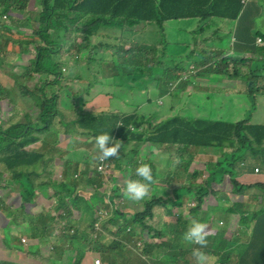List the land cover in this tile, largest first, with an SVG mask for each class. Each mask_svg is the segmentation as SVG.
I'll return each mask as SVG.
<instances>
[{
	"label": "trees",
	"instance_id": "obj_1",
	"mask_svg": "<svg viewBox=\"0 0 264 264\" xmlns=\"http://www.w3.org/2000/svg\"><path fill=\"white\" fill-rule=\"evenodd\" d=\"M25 1L0 0V20L3 15H10L12 10L15 11V16L18 15L16 11L22 3L20 12L24 18L28 17L35 26L43 24L45 30L40 31L39 35L44 42L36 41V52H28L30 69L37 71L40 67L43 75L60 76L61 66L55 60L56 52L47 47L49 38L55 31L59 35L68 34L70 29L67 23L76 22L79 16L87 19V23L76 30L82 33L84 42L96 31L109 30L123 38V35L135 26L150 25L156 28L157 42L154 40L145 42L147 45L136 44L120 51L115 65L121 76L125 70L137 67L153 70L156 66H161L159 56H156V44L160 42L165 45L167 34L178 36L173 30L174 21L178 26L184 22L197 25L205 22L198 29L199 40L193 42L199 55L195 62L196 69H202L209 77L218 76L227 81L240 74L245 81L244 94L252 104L256 96L264 94V35L256 28L259 19L253 17V9L256 6L253 0H43L41 13L33 15L29 14L31 11L25 15ZM239 16L240 32L244 36L240 44V55L223 57L225 51L209 45L210 40L202 35L209 24H212V34L222 41L224 37L220 31V21L234 22ZM9 23L0 25V73L5 68L19 65L17 63L23 59L25 49L20 43V38L23 32L31 31L30 28L26 31L17 30ZM152 31L154 33V30ZM256 36L262 41L259 45H256ZM51 43L57 45L55 42ZM81 45H77V48L80 49ZM9 46L14 48V51L7 50ZM230 49L231 47L228 50ZM237 63L246 65L247 69L243 70H248V73L227 70L229 64H232L234 69ZM176 67L165 71L167 80L172 83L184 72L180 64ZM236 69L240 70V67ZM49 87L50 85L46 84L40 94L27 88L26 91L33 97L34 106L22 109L19 113L14 103L8 99V88L0 87V112L10 110L16 115L0 124V168L6 170V173H0V177H10V183L21 187L19 196L24 211L27 204L33 206L38 193L45 197L50 206L45 213L29 218L33 239L43 240L55 235L66 237L75 251L74 264L96 263L99 258L91 263L92 251H98L101 255L108 253V250L91 238L97 206L103 198L98 200L87 197L83 192V183L71 180L75 178V174H79L90 188H98L102 185L101 175L92 174L88 163L81 169L79 163L44 151L50 148L54 135H58L60 141L68 140L71 144L82 143V138L93 146L96 144V135L107 132L112 140L120 145L143 140L145 151L152 148L156 152L168 154L174 168L168 170L160 179H164L165 186H168L177 198V203L175 204L176 199L172 197L171 207L168 208L166 198H157L152 194L158 181L156 167L151 161L153 156H145L146 161L140 156H135L129 161L128 180L141 179L135 174L136 167L142 163L149 164L153 179L149 183L148 193L139 201L129 199L127 208L132 213L127 216L117 213L112 215L104 224V232L119 236L124 235L129 227L131 233L128 234L127 241H142L143 252L157 258L155 264H166V261L169 264H177L180 256L182 264H189L184 261V245L188 244V241L183 239V243H180V236L191 224L189 221L195 218L206 225V236H210L211 242L204 248L194 243H191V247L203 249L205 254L215 258L214 264H264V245H259L261 241L264 242V205L251 210L249 200L240 199V194L249 187L262 189L256 185L240 187L237 182L240 166L235 167L237 162L240 164L248 159H264V126L250 124L251 113L241 121L226 123L209 121L203 117L195 118L188 112L187 116L162 121L145 136L143 131L138 130L143 122L141 115L134 113L121 117L116 112H99L92 107L84 110L61 109L58 107L56 95L48 92ZM130 126L135 128L134 132L130 130ZM40 140L43 141L41 151L28 149ZM209 149H215L214 161L209 158L212 155ZM199 154L204 158L197 159ZM191 164L195 165L193 169L190 168ZM201 175L205 177L203 182L200 180ZM227 176L230 185L225 181ZM67 180L70 181L66 182ZM226 186L230 187L227 195H232L234 200L222 203L221 206L218 193ZM112 189L114 201L119 202L124 198L125 186L121 188L114 184ZM188 195H191V201H188L184 208L180 200ZM258 195L262 197L261 191H258L255 201ZM206 203L207 208L203 210L202 205ZM178 205L179 209L174 213L173 208ZM221 207L229 217L237 218L239 235L251 229L253 239L245 246L239 247L237 252L230 250L229 245L239 242V239L232 238L229 231L224 229L212 230L213 218L207 217L209 214L205 213ZM231 222L235 224L233 218ZM164 239L166 241H163ZM179 247L183 250L182 254L178 251ZM123 248L124 246L120 245L114 251L120 252ZM56 251L63 257V250L56 248ZM190 253L192 254V251ZM195 262L198 263L197 260ZM44 263L48 264L49 258L46 257Z\"/></svg>",
	"mask_w": 264,
	"mask_h": 264
},
{
	"label": "crops",
	"instance_id": "obj_2",
	"mask_svg": "<svg viewBox=\"0 0 264 264\" xmlns=\"http://www.w3.org/2000/svg\"><path fill=\"white\" fill-rule=\"evenodd\" d=\"M31 0H27V3L25 4L26 7L24 8L25 15H28L30 11H36L37 8H31L27 7V4ZM22 9V3L18 5L16 13L18 15L15 16V11L12 10L10 12V15L14 17L16 20L10 22L9 24L20 31H25L27 28H23L29 23L24 18L23 13H21ZM217 20H215L216 22ZM250 21V19H249ZM240 23L241 18L240 16L238 19H236L234 22L229 21H220V31L222 32L223 39H229L230 42L226 44V46L231 47L230 50L226 51L225 48H222V44L219 45V43H214L213 40L216 38L211 30L210 27L212 24H209V27L207 30L203 33L202 37L209 39V45L219 47L225 51V53L229 52L231 53L228 57H232L236 54L240 55V44L241 41L244 40V36L242 32H240ZM205 22L201 23L200 25L193 24L192 22H184L181 25L174 24L173 30L178 34L176 37L175 35L166 37V44L162 45L164 49H166L168 54H174L175 52L181 49V51L184 53L187 52L186 56L188 60L196 61L199 59V55H197L196 50L194 48V40H199L200 33L198 32V29L203 26ZM138 26L137 30L142 27ZM228 34V36H227ZM145 39L139 40L136 43L138 44H144L147 45L144 41ZM157 42V38L155 39ZM246 40V39H245ZM160 43V42H159ZM235 43V44H234ZM128 49V48H125ZM164 49L162 50V53L164 52ZM175 50V52H174ZM158 48L156 52V56L161 57V59L164 61L162 56L158 53ZM181 51L179 53H181ZM193 54V55H192ZM183 57H181V61ZM63 62H67L68 59L63 56L62 57ZM156 58H154L155 62ZM160 60V58H159ZM27 65V61L24 63H21L20 66ZM164 64H162L161 68H163ZM177 68V67H176ZM114 65L113 60H111V63L102 65L99 69V73L96 71L94 73L95 76H99V80H94V89H93V96L88 97L86 93H84V87L82 85V79L84 76L83 70L79 69V66L73 67V69L69 73H61L60 74V82L57 86H54L53 83H51V88L56 90V92L59 94V102L58 105L61 109L65 110H82L83 108L80 107V102L76 101L75 99L78 97L82 98H88V107H92L99 111H116L120 113L121 115H128L133 112H136L138 114H141L144 121V129L146 132H151L157 124L162 122V120L156 124H152L149 120V117L141 111V105L135 104L133 100L134 93H145L146 96H148L149 91L145 88L146 84L151 82L150 76H148L147 71L141 70V69H133V70H125L123 73V76H121L118 71L115 69L117 80L115 81L111 79L115 73H114ZM175 69V68H174ZM184 71V70H183ZM233 71V70H232ZM238 72H247V70H238ZM103 76L108 78V80H103ZM233 78V77H232ZM162 79H156L153 82V85L149 87V89L152 86L156 87V91H158V83L163 84L162 89H168V83L169 80H165L162 83ZM222 78L218 76L209 77L208 73L205 71L202 72V69L198 71L197 74L194 76L191 75L189 80L187 81L185 88L186 91L183 89V83H181L177 89L174 92H171L169 95L171 97V103H174L175 101L178 102L176 105L177 107L180 105H185L189 109H192V113L195 116V118H206L209 121H220V122H226V123H236L238 120L235 121H226V118L223 117V114L225 111H222L224 109V104L230 103L231 107L230 109H238L240 108V105L245 104V97H247L244 94L245 90V84L240 85V74L234 77V79L230 80L232 83L237 84L236 88L232 89H225L221 84ZM52 78L49 76L45 77V82L47 83ZM192 83V84H191ZM108 85L109 89L102 90L100 86L102 85ZM161 89V90H162ZM72 91L73 92V100L69 101L68 96L64 95L65 91ZM40 94V93H36ZM120 95H123V97H119ZM187 97V99H186ZM184 100V101H182ZM175 104H172V108L175 109ZM19 109H25L27 107H23L19 104ZM173 109V110H174ZM188 109V110H189ZM9 116L7 111L0 112V124L2 122V119H5ZM53 138V137H52ZM83 142L82 143H76L71 144L68 142V140H62L60 141L61 145V152L58 154H55V151L53 149V146L51 145L50 148H46L44 151L47 153H50L54 156L63 158L64 160L73 162V163H79L84 164L86 161H90L91 163V171L93 167L92 161L97 158L98 151L97 146L95 145H89L85 142L84 139L80 138ZM114 144H118L115 142ZM134 144L136 147L134 150L127 149L125 150V147ZM137 147H140L142 151L144 150V143H130L126 142L123 145H120V150H123V154L130 156L131 153H134V155L130 158L124 159L123 163L121 164V168H115L111 170L112 176L108 175V181L109 184L113 186L116 185L118 182L119 184L124 182L125 177L127 176V169H128V163L131 159H133L135 156H140L141 151L137 150ZM30 150L34 151H41V145L40 143L32 144L28 147ZM210 152H214L213 149H209ZM160 152V151H159ZM121 153V152H120ZM154 155H158V152H156ZM100 156L98 157L97 161L94 163V166L97 164ZM207 160V158H205ZM239 171L240 176L239 180L241 179L245 184L250 185H256L259 188L263 189L261 186L264 187V159H248L246 161H243L241 164H239ZM254 168H259L258 173H254ZM82 169V168H81ZM78 175L77 181H81L83 183V192L87 197L95 198L94 196H91L90 192L93 189V187L90 188V186L82 181L81 176L79 174H75L74 176ZM120 175H123L124 178H121ZM73 178H71L72 180ZM158 181L156 183L155 188L152 190V194L154 195L156 190L160 188V190H164L165 192L170 193L168 186L166 185V182L164 179L158 178ZM3 184L5 186H3ZM8 180L1 181L0 186L3 187V189L0 188V194L1 191H7L5 195L13 196L16 198V196L20 195V192H14L13 187H18L21 191V187L19 185H13L8 186ZM250 188V187H249ZM7 189V190H6ZM9 192H13L11 194H8ZM3 195L0 197V264H45L44 260L45 258H49L48 264H62V260L64 257L60 255L58 251H56V248H60L61 250H66L68 247H71L69 243L62 244L60 246H50L49 243H51L53 240H55V236L48 237L46 239L41 240L40 242L37 240H33L32 237V230L31 226L29 224V218L36 216V214L32 212H25L21 206L18 208L14 207V204L16 201L8 202V197ZM5 197L7 199H5ZM163 198V195L161 196ZM171 197H174L176 199L175 204L177 203V198L173 195ZM41 198V201H40ZM244 198V197H241ZM97 199V198H96ZM191 195L184 196L180 202L188 203L190 201ZM257 201H255L256 207H260L261 205H264V198H262L260 195L256 198ZM12 199H10L11 201ZM99 200V199H98ZM221 202V201H220ZM42 204V210L38 214L45 213L46 209L49 208V204L46 202L45 197L42 196L41 193L37 194V198L34 200L33 206H37L39 204ZM258 204V205H257ZM102 201L100 200L98 204V208L101 207ZM179 208L178 206L174 207ZM98 210V209H97ZM174 211V209H173ZM126 214H131V210L127 208L125 211ZM173 215V214H172ZM176 216V215H173ZM224 220L226 223L232 226H234V222L232 221V218L227 216ZM203 223V221H202ZM227 224V225H228ZM169 225V224H168ZM127 237L125 235H111L109 233L104 232V235H101L98 237L99 245L103 247L104 249L108 250V253L106 255L99 256L101 259V264H154L152 261H147V263H143L142 259L139 261V258L136 254L132 252V250L126 248L125 244H128L130 241H127ZM106 239L109 241V243H104V240ZM25 240L27 243H22V241ZM163 241H166L165 239ZM157 243V241H155ZM240 245V241L238 242ZM247 242L241 243L240 247L245 246ZM115 244H121L124 246L122 251L117 252L114 251ZM238 245V246H239ZM259 245H264V242L261 241ZM207 246V245H204ZM204 246H201V248H204ZM191 247V244L190 246ZM72 248V247H71ZM181 249V248H179ZM131 252L130 254L128 253ZM192 251V249H191ZM93 253L90 254V260L91 263L96 259L94 258V254L98 253V251H92ZM182 254V252H180ZM145 257L150 255H145ZM97 257V258H99ZM122 257L126 258V261L122 262ZM151 257V256H150ZM166 258H168L166 256ZM165 259V258H164ZM166 261V260H165ZM73 264L75 263L74 258H68L66 263L64 264ZM179 264L181 263V256L179 257ZM166 264H169L166 261Z\"/></svg>",
	"mask_w": 264,
	"mask_h": 264
},
{
	"label": "rangeland",
	"instance_id": "obj_3",
	"mask_svg": "<svg viewBox=\"0 0 264 264\" xmlns=\"http://www.w3.org/2000/svg\"><path fill=\"white\" fill-rule=\"evenodd\" d=\"M25 1V0H23ZM256 3L255 8L253 9V17H256L257 19V23H256V28L257 30H260V32L264 35V1L263 0H253ZM27 2V1H25ZM43 0H31L29 1V3L27 4V7H31V8H37V13H41V10L43 8L42 5ZM53 4V1H52ZM34 13H36L35 9L34 12L31 11L29 14L33 15ZM27 21H28V25H26L23 28H30L31 31L28 32H23L22 33V37L20 38V43L24 46V55H23V59H20L18 61L17 66H14L12 68H5L4 71L2 73H0V87H7L9 90L8 93V99L10 101H12L14 103L15 109L17 110V112L19 113L21 109H19V104L22 105L23 107H33L34 106V100L33 97L30 93H28L26 91L27 88H29L30 90L34 91L35 93H39L40 90L46 85H50L51 87V83H53L54 86H57L58 83L60 82V76L58 77H50L52 78V80H50L47 83L45 82V77L46 75H43L40 72V67L38 68L39 70L35 71L30 69L29 66L27 65H22L20 66L21 63H24L25 61H27L28 63V52L31 51L33 53L36 52V50L38 49L37 46V42H44V39L39 35L40 31L45 30V28L43 27V24L39 23L37 26L34 25V22L32 20H30L28 17H26ZM16 20L14 17L7 15V20L5 22H3V24H8L10 21H14ZM251 21V19H250ZM249 21V23H250ZM87 23V19L84 16H79L76 22H68V26L70 29V32L68 34H63V35H59L56 31L53 32V34L50 36L49 38V44L47 45L48 49H50L52 52H56L55 55V60L60 64V66L62 67V73H69L73 67H77L79 66L80 70H83L84 72V76L82 79V85L84 87V93L87 94L88 97H92L93 96V89H94V80H99L100 77L99 76H95L94 73L97 71L99 73V69L102 65L111 63V60H113V65L114 62L118 61L119 58V53L122 50H127L125 48H132L134 47L137 43V41L145 39L144 41L146 43H150L152 41H154L156 39L157 34H155V30L156 28L154 26H150V25H144L140 28V30H137L138 26H135L131 29V31L129 33H126L123 35V38H121L120 36H118L115 32L114 34L109 31V30H102V31H96L93 33V36L90 37L86 42H84V40L82 39V33H80L79 31H76L80 28V26L82 27L84 24ZM174 24L175 21H174ZM253 25V24H252ZM254 27V25H253ZM255 28V27H254ZM72 30V31H71ZM154 30V33L153 31ZM26 31V30H25ZM256 40V39H255ZM37 41V42H36ZM230 40L228 39H223L222 41H220V39H214L213 42L214 43H219V45L222 44V48L226 51H228L229 46H226V44L229 42ZM51 42H55L57 45L52 44ZM29 43V44H28ZM82 44V45H81ZM261 44V43H260ZM77 45H81L80 49L77 48ZM156 47L158 48V53L162 56V58L164 59V61L160 58L161 62L164 64L163 68L156 66L155 69H153L149 76L150 78L154 79H162V83L167 79L165 71L166 69L172 68H176L177 64L180 63L181 68H184V73H189V75L191 74V69H195L194 67V63L196 61H192V60H188L187 59V52L185 51L184 53L181 51V49H179L176 53L174 50V54H168L166 49L163 48L161 43L156 44ZM195 48V46H194ZM9 51H14V48L12 47H8L6 48ZM164 49V52L162 53V50ZM181 51V53H179ZM231 53L227 52L225 55H223V57L229 56ZM65 56L68 61L65 63L62 60V57ZM181 57H183V61H181ZM198 60V59H197ZM29 64V63H28ZM240 67V70L243 69H247V66H242L240 65V63H237L236 66L234 67V69L232 68V64H229L227 67L228 71H232V70H236L238 71L236 68ZM114 73L115 75L111 78L115 81L117 80V76H116V72L114 69ZM248 73V70H247ZM189 78L188 75H186L182 80L178 81V86L183 83V89L184 91H186V80ZM103 80H108V78L103 76ZM245 81L244 79H242V77L240 76V85L244 84ZM220 84L225 87V89L229 90L232 88H235L236 84L232 83L231 81H227V80H221ZM164 85V83L162 84ZM49 87V88H50ZM100 88L102 90H106L109 89L108 85H102L100 86ZM162 89V88H161ZM156 91V87L152 86L150 88L149 94L148 96H146L145 93H134L133 95V100L135 102V104H139L141 105V111L143 113H145L148 117L149 120L152 124H156L158 122L165 121L169 118L172 117H182V116H187L188 112L192 113V109L186 107L185 105H180L177 107V103L178 102H174L171 103V97L168 94L169 90L168 89H162V90ZM48 92L50 94H55L57 97V101L59 102V94L56 92V90H54L53 88H51L50 90L48 89ZM172 92V91H171ZM64 95L68 96V100L72 101L73 100V92L68 90L65 91ZM257 95V93H256ZM119 97H123V95H120ZM187 99V97H186ZM246 101L245 104L242 106L240 105V108L238 109H230L231 105L230 103H226L224 104V109L222 111H225V113L223 114V117L226 118V121H241L243 120L249 113H251V119H250V124L252 125H262L264 126V94H260L259 96H256V100L254 101V104L251 103V100H249L247 97H245ZM76 101L80 102V107L83 108L82 110H84L85 108L88 107L87 103H88V98H82V97H78L75 99ZM184 101V100H182ZM172 104H175V109L172 108ZM59 107V105H58ZM60 108V107H59ZM174 109V110H173ZM189 109V110H188ZM256 109V110H255ZM9 116L5 119H2L7 121L9 119H11L12 117L16 116L15 113L13 111L8 110L7 111ZM2 123V122H1ZM161 123V122H160ZM159 123V124H160ZM41 125H43L41 123ZM158 125V124H157ZM59 136L58 135H54V137L51 139L52 142V146L53 149L55 151V154H58L59 152H61V143H60ZM41 148L43 146V141L40 140L39 141ZM135 145L131 144L127 147H125V150L129 149L130 150H134L135 149ZM30 150V149H29ZM138 151H141L140 155L142 157V160L146 161L145 156L149 155V156H153V158H151V161L154 163L155 167H156V177L161 178L164 177L166 175V172L168 170H173L174 168V164L169 160V156L166 152H158V155H154L156 153L155 150H153L152 148H149L148 151H145L140 148L137 147ZM121 152V153H120ZM123 150L118 151V155L116 156V159H114V157L111 156L110 158V162L112 167L115 165H118L117 161L122 162L124 161V159H128L130 158V156L132 157L134 155V153H131L130 156H128V154L124 155ZM100 156L99 151H98V156L96 159H94L92 161L93 166L94 163L97 161L98 157ZM184 157H186V155H184ZM135 158V157H134ZM198 158H204V156L202 154H199L197 156ZM176 163V162H174ZM177 164V163H176ZM239 166V162L236 163L235 167L237 168ZM120 166H118L117 168H119ZM195 167L194 164H191L190 168L193 169ZM115 169V168H114ZM113 169H110L109 171H111ZM0 173H6V170L4 168H0ZM121 178H124L123 175H120ZM10 177L8 178H4L2 179L0 177V182L4 181V180H9ZM237 178V177H235ZM129 179L128 174L125 177L124 181H127ZM201 182H203L205 180V177H200ZM229 178L227 176L226 178V182L227 184L230 185L229 183ZM237 182L239 183L238 185H240V187H249L248 184H245L241 179L237 180ZM109 182L107 184H105L102 188L101 191L104 194V199H103V203L101 205V207H99L100 209L102 207H105L107 210H111L112 213H117L120 214L122 216H127L128 214H126V210H127V201L129 200L127 198V196L124 194V198L122 200L118 201H114L113 200V189L111 185H108ZM8 186H13L16 184H12L10 183V181H8ZM117 185H119L121 188L124 187V185L119 184V182L117 183ZM3 186H5L3 184ZM245 187V188H246ZM1 189H3V187L0 186ZM229 186H226L223 190H221L218 193V201H221L220 204L222 206V203L225 202H232L234 200V197L232 195H227L226 192L229 191ZM7 190V189H6ZM13 191L14 192H20L18 187H13ZM258 191H261L262 193V198H264V189L262 190H258V189H247L245 190L242 194H240V199H247L250 202V207L251 210L253 208H255L256 210V204H255V197L258 194ZM2 193L0 194V197H2L3 195H5V193H7V191H1ZM13 192H9L8 194H11ZM166 197L167 201V207L169 208V205L171 204V195L172 192L168 193L165 192L164 190H160V188H158L154 194V196H156L157 198L161 197V196ZM254 195V197H253ZM8 197V202H12V201H16V203L14 204L15 208H18L19 206H23V203L20 199V196H9V195H5ZM244 197V198H241ZM6 199V197H5ZM10 199H12L10 201ZM236 199V198H235ZM41 201V198H40ZM191 201V200H190ZM184 208L186 205V202L183 203ZM214 206V205H213ZM140 207V206H139ZM227 206H225L226 208ZM98 208V210H99ZM203 210H205L207 208V203L202 205ZM42 210V204L40 203L37 206H30L29 204L26 205V213L27 212H32L34 214L40 215L38 213H40ZM47 210V209H46ZM97 210V211H98ZM207 214H209V216H211L213 218L214 222V226L215 228H217V222H222L221 227H226V232H228L229 230V234L232 235L233 237H236L239 239L240 241V245L243 242H247L253 239V235L251 234V229L250 231L245 230L243 232L240 233L239 235V228L237 225V218L235 216H232L233 220H235V225L234 226H228V222L226 223L224 220L220 219H225V217L227 216V218H229V215L227 213L224 212V210L221 208H215L214 210H210L208 212H205ZM121 221V220H120ZM96 223L94 224V229L91 232V238L92 241H95V243L99 244V233L104 231V226H102L98 221H95ZM190 223L192 222L191 220L189 221ZM252 228V225H251ZM129 231V228H126L124 234H126ZM183 234L180 236V243H183ZM227 239V238H226ZM33 240H37V241H41L39 239H33ZM23 243V241H22ZM27 243V241H26ZM65 243H69V240L66 237H62V236H56L55 235V240H53L51 243H49L50 246L56 247V246H60L62 244ZM104 243H109L108 240L104 239ZM131 244V246L133 248H135L136 250H133L132 252L134 254H136L139 258V261H141V256L144 254V252L142 250H138V246H136V242L131 241L129 242ZM208 243H206L207 245ZM121 244H115V247L118 248ZM138 245V244H137ZM184 245V244H183ZM238 242H234V243H230L229 248L230 250H232L233 252H237L239 250L240 245ZM122 246V245H121ZM190 243H186L184 245V248L186 251L184 253V261L189 262V264H214L215 263V258L209 256V255H203V260L196 263L195 260L196 257L193 255V253L191 254V249L192 247H189ZM180 247H182L180 245ZM179 247V248H180ZM178 248V249H179ZM179 252H183L182 249L178 250ZM64 255H63V260H62V264L66 263L68 258H71L75 255V251L74 249H72L71 247H68L66 250H63ZM128 253L130 254L131 252L128 251ZM101 256V254H94V258H97ZM101 258L99 257V259L96 262H100L101 264ZM122 262L124 263L126 261L125 257H122ZM71 264V263H70ZM74 264V263H73ZM94 264H96L94 262ZM179 264V263H177Z\"/></svg>",
	"mask_w": 264,
	"mask_h": 264
},
{
	"label": "clouds",
	"instance_id": "obj_4",
	"mask_svg": "<svg viewBox=\"0 0 264 264\" xmlns=\"http://www.w3.org/2000/svg\"><path fill=\"white\" fill-rule=\"evenodd\" d=\"M27 2H25L23 5H25ZM5 20H7V15H3L2 16V20H0V25H4L3 22H5ZM144 26V25H143ZM256 38H259L256 36ZM262 42V41H261ZM138 44V43H137ZM260 44V43H259ZM259 44H256V45H259ZM122 51H125V50H122ZM156 58V57H155ZM161 62V60H160ZM116 62H114V68L116 69V65H115ZM163 63L161 62V65ZM180 64V63H179ZM194 67H195V63H194ZM181 68V66H180ZM135 69H141V70H145L147 71L148 73V76L150 74V72L152 70H149V69H146L144 67H137ZM184 69V68H182ZM117 70V69H116ZM201 70V69H191V74L189 75V73H182L179 77L178 80H176L175 82H169L168 83V90H169V93L174 92L177 87H178V81L179 80H182L186 75L190 76L191 75H195L198 73V71ZM61 73H62V67H61ZM60 73V74H61ZM189 78L186 80V83L187 81L189 80ZM152 79V78H151ZM156 79H152L150 83L146 84L145 88L150 91L149 87L151 85H153V82L155 81ZM192 84V83H191ZM158 92L159 90L162 88V84L158 83ZM101 112V111H99ZM102 112H116V111H111V110H106V111H102ZM118 113V112H116ZM137 114V115H141V114H138L136 112H133L131 114ZM121 117H125V116H128V115H121L120 113H118ZM142 116V115H141ZM144 121L142 122V124L140 125V127H138L139 129L138 130H141L144 132L145 136H148V132L145 131L144 127ZM130 130L132 132L135 131V128L133 126H130L129 127ZM111 141V142H110ZM110 142V143H109ZM139 142H143L142 141H138ZM95 143H96V146H97V151H99V154H100V158L97 162V164L95 166L92 167V170L93 172L91 171V163L90 161H86L84 164H81V168L83 169L84 165L88 163V169L89 171L92 173V174H96V175H101V181H102V185L98 188H93L90 192L91 196H94L95 198H103L104 199V194L103 192L101 191V188L107 184L108 182V175L109 176H112L111 174V171H109L110 169H114V168H117L118 166H120L119 168L122 167V162H119L117 161L118 165H115L112 167L111 165V162H110V158L111 156L114 157V159H116V156L118 155V150H120V144H114L115 141L112 140V137L109 135V133L107 132H102V133H99L96 135L95 137ZM145 143V142H143ZM123 145V144H122ZM214 152H211L212 155L209 157L211 160H215V149H213ZM110 157V158H109ZM242 163V162H241ZM240 163V164H241ZM104 165H107L106 168H104V170H99V167L100 166H104ZM255 169V168H254ZM258 171H259V168H257ZM129 172H130V168H129V163H128V169H127V174H128V177H129ZM255 173V172H254ZM258 173V172H257ZM135 174L137 177H140L141 179H130V180H127V181H124V186H125V189H124V194L127 196L128 199L130 200H133V201H139V200H142L148 193V187H149V183L152 181L153 179V176H152V169L151 167L149 166V164L147 163H142V164H139L136 169H135ZM75 180L78 179V175L75 176V178H73ZM72 179V181H73ZM70 180H67L66 182H69ZM172 198V197H171ZM102 203H103V200H102ZM192 205V204H190ZM169 207H171V204L169 205ZM184 207V205H183ZM186 207V205H185ZM174 209V213L177 212V210L179 208H173ZM100 212H107L108 213V218L105 219L104 221H100ZM112 215H114V213H112V211L109 209L107 210L105 207H102L101 209L99 208V210L97 211V215L95 216V221H98L102 226H104L105 222H107L111 217ZM209 217V215L207 216ZM211 217V216H210ZM221 221V220H220ZM214 220H212V224H211V229L212 230H219V229H224L226 230V227H221L222 225V222H217V228H215L214 226ZM96 223V222H95ZM228 226L230 227L231 225L228 224ZM129 228V227H128ZM230 231V230H229ZM131 233V228H129V231L124 234L125 236H128V234ZM101 235H104V231L100 232L99 233V236ZM183 239L185 241H188V243H194V244H198L200 246H204L207 244V246L210 244V236H206V225L204 223H202L201 221H199L198 219H193L191 224L186 228V231L184 232L183 234ZM25 241V240H23ZM131 242V241H130ZM136 242V246L137 244L139 243L140 246L138 247V250H142L143 251V248H142V241H134ZM23 243H26L23 242ZM126 248L130 249V250H136L135 248H133L131 246L130 243L128 244H125ZM201 248V247H200ZM200 248H193L192 249V253L193 255L196 257L197 261L200 262L203 260V255H206L203 251V249H200ZM145 254V253H144ZM147 255V254H145ZM141 259L143 261V263H147V261H152L154 264L157 262V258L155 256H144L142 255L141 256Z\"/></svg>",
	"mask_w": 264,
	"mask_h": 264
},
{
	"label": "built area",
	"instance_id": "obj_5",
	"mask_svg": "<svg viewBox=\"0 0 264 264\" xmlns=\"http://www.w3.org/2000/svg\"><path fill=\"white\" fill-rule=\"evenodd\" d=\"M259 43H261V39H260V38H256V44H259ZM106 166H107V165L100 166V167H99V170H104V168H106ZM254 172L257 173V172H258V169L255 168V169H254ZM108 216H109V215H108L107 212H100V221H101V222L104 221L105 219L108 218ZM23 242H25V241H23ZM137 246L139 247L140 244L138 243ZM96 264H100V262H96Z\"/></svg>",
	"mask_w": 264,
	"mask_h": 264
}]
</instances>
